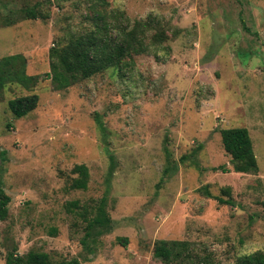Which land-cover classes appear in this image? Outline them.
<instances>
[{
    "label": "rangeland",
    "instance_id": "rangeland-1",
    "mask_svg": "<svg viewBox=\"0 0 264 264\" xmlns=\"http://www.w3.org/2000/svg\"><path fill=\"white\" fill-rule=\"evenodd\" d=\"M3 1L21 9L44 0ZM94 2L50 0L44 19L0 23V59L22 55L38 77L30 90L0 92L10 198L0 264L30 251L53 262L163 264L159 241L179 243L171 264H236L264 252V0H104L131 20L155 17L166 41L58 90L50 49L90 29ZM29 95L36 108L16 119L8 102ZM230 128L248 130L257 173L233 171L220 135ZM76 165L87 167L86 190L70 188ZM103 198L112 226L89 253L85 224L68 205Z\"/></svg>",
    "mask_w": 264,
    "mask_h": 264
},
{
    "label": "trees",
    "instance_id": "trees-1",
    "mask_svg": "<svg viewBox=\"0 0 264 264\" xmlns=\"http://www.w3.org/2000/svg\"><path fill=\"white\" fill-rule=\"evenodd\" d=\"M45 2V3H43ZM50 2L44 0L33 6L13 9L7 7L8 2L0 0V23L9 27L21 16L26 19L45 18L42 6ZM104 0H95L92 14L88 16L90 29L80 31L69 36L63 44L50 49V78L58 90L68 89L84 80L105 72L112 68H122L133 57L145 55L166 41L164 30L159 27L155 17L145 20H131L123 11L106 10ZM3 10V11H2ZM38 77L30 76L26 72V59L22 55L6 56L0 59V92L9 84H16L26 90L36 86ZM38 104L37 95L16 98L8 102V109L16 119H21L31 113ZM221 143L224 151L230 156L231 165L235 173H257L258 163L252 149V140L245 128H230L221 131ZM201 146L196 148L199 150ZM5 153L0 152L3 158ZM194 154V152L192 153ZM195 155V154H194ZM189 156H183L180 161L186 162ZM113 170V167H111ZM216 171L217 169H212ZM226 173L225 169H221ZM72 174L70 188L86 190L89 178L87 167L76 165ZM10 198L6 195L0 176V222L4 221L8 213ZM223 203V202H222ZM229 204V202H224ZM85 224L83 245L91 252V244L103 234L109 233L112 223L106 207V199H101L94 207L72 202L68 205ZM88 241V242H87ZM178 242L159 241L154 247V257L162 260L163 264L176 261L175 248ZM7 264H80L76 259L70 261L53 262L49 255L30 251L24 257L13 256L7 259ZM236 264H264V252L243 255Z\"/></svg>",
    "mask_w": 264,
    "mask_h": 264
}]
</instances>
